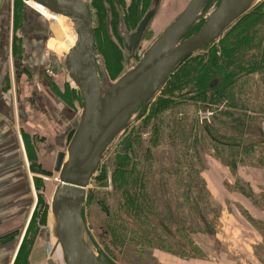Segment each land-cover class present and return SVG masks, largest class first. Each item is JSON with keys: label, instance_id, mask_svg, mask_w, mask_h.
Returning <instances> with one entry per match:
<instances>
[{"label": "rangeland", "instance_id": "1", "mask_svg": "<svg viewBox=\"0 0 264 264\" xmlns=\"http://www.w3.org/2000/svg\"><path fill=\"white\" fill-rule=\"evenodd\" d=\"M188 1H160L133 57L124 38L136 30L153 0H124L120 10L128 19L120 23L112 22L109 4L97 3L104 13H98L93 24L100 79L115 81L129 70ZM259 4L263 7L237 25ZM16 7V38L26 23L38 20L40 31L50 26L48 41H58L52 46L55 52L48 42L37 57L45 59L49 82H43L50 97L59 100L60 111L58 117L46 110L40 113L36 121L43 128L35 123L31 129L39 149L32 158L37 207L27 237L29 242L42 230L43 247L31 264H44L50 257L64 264L60 248L54 250L51 200L59 183L54 171L57 153L66 151L75 131L72 122L83 108L65 67V53L76 32L72 23L65 27L26 0H16ZM219 43V48L213 43L191 54L173 71L92 178L83 216L107 264H264V0L236 20ZM16 61H21L19 55ZM210 65L212 80L202 89L197 80ZM53 66L61 76L54 75ZM21 80L22 75L18 84ZM63 84H69L66 93ZM18 100V108L23 107ZM18 108L21 128L35 121L21 118ZM238 170L243 179L237 177ZM207 178L218 186L219 198L213 197Z\"/></svg>", "mask_w": 264, "mask_h": 264}, {"label": "water", "instance_id": "2", "mask_svg": "<svg viewBox=\"0 0 264 264\" xmlns=\"http://www.w3.org/2000/svg\"><path fill=\"white\" fill-rule=\"evenodd\" d=\"M31 1L68 19L77 32L65 67L80 91L83 108L72 122L75 131L66 151H59L54 163V171L59 175L51 200L54 250L60 248L64 264H107L104 254L93 244L83 216L88 186L101 162L173 71L196 51L213 43L219 48L222 34L260 0H189L140 59L115 81L108 77L104 81L100 79L95 30L86 0ZM160 1L153 0L136 30L125 36L124 45L131 57L143 40ZM200 22L201 26L192 32ZM20 63L15 62L17 80L22 73ZM213 85L214 82L210 87ZM29 87L32 97L27 101L37 106L33 98L36 85ZM18 109L20 116L26 118L24 108ZM37 112L44 111L38 107ZM44 264L56 263L50 257Z\"/></svg>", "mask_w": 264, "mask_h": 264}, {"label": "crops", "instance_id": "3", "mask_svg": "<svg viewBox=\"0 0 264 264\" xmlns=\"http://www.w3.org/2000/svg\"><path fill=\"white\" fill-rule=\"evenodd\" d=\"M28 1L26 0L27 3ZM23 14L26 15L25 12ZM17 15L16 0H0V264L15 263L37 207L32 153L39 152V149L36 142L34 143L31 129L38 122L35 119V121L23 125L22 128L18 122L16 112L19 104L18 97L24 98L29 85L32 84L26 83L25 80H21L18 84L17 69L15 68L16 57L19 55L21 59L20 70L27 65L31 58L35 59V64L39 66L40 70L45 69L43 65L47 67L44 58H40L38 64L37 57H39L40 49L31 46V39L26 37L24 30L25 25L20 30L21 33H18L21 37L16 38ZM63 25L65 26L64 23ZM39 79L34 83L38 97H40L37 99L39 107L42 111L55 113L58 117L59 100L50 97L45 81L43 82L44 78L39 77ZM21 118L23 117L21 116ZM45 120L47 122L46 116ZM43 126L40 123L37 129L43 128ZM262 131L264 133V121L262 122ZM27 133L31 136H27ZM236 174H238V178L242 177L239 170ZM206 182L211 193L215 194L213 197L219 198L221 191L213 183L214 181L207 178ZM249 183L251 186V181ZM255 191L253 187L252 192L255 193ZM244 197L247 196L244 195ZM41 231L36 235L31 245L30 255L27 257L30 264L32 259L36 258V251L43 247Z\"/></svg>", "mask_w": 264, "mask_h": 264}, {"label": "flooded vegetation", "instance_id": "4", "mask_svg": "<svg viewBox=\"0 0 264 264\" xmlns=\"http://www.w3.org/2000/svg\"><path fill=\"white\" fill-rule=\"evenodd\" d=\"M135 1H137V0H134V2ZM86 2L88 4L89 10H90V15H91L93 24H94V20L96 19V16H98L99 14H104V13H101V11H99L97 8V3L100 4V2L103 5L109 4V6L111 7L112 22L116 21V23H120L121 21H127V19H128L127 15L121 14V10H120V8L123 7V4L126 5L125 3H123L124 0L123 1L122 0H86ZM105 14L107 15V13H105ZM25 26L26 27L24 30L27 32L26 37L31 39V44L33 45V47L36 49H38V48L41 49L42 47H44V49H45V47L48 45V42H49L48 36L50 34V31H49L50 26L46 25V27H44L45 29L40 31L42 29V27H40V22L38 20H31L30 22L26 23ZM16 29H17V26H16ZM114 30L115 31L117 30L118 33L119 32L122 33L121 30L119 29V26H116V28ZM44 39H46L47 41ZM56 39L57 38L55 37L54 39H52L49 42V48L53 52H55V51L52 49V46L54 45V43L57 45L56 42H58ZM43 40L45 41L44 44L42 43ZM35 63H36L35 59L31 58V60L27 63V65L24 66L25 71L21 73L22 80H25L26 83H31L32 85H34V83H36L38 80H40L39 77H41V78L43 77L44 79L48 80L47 69L40 70L39 66ZM52 70H53V72H55L54 75L61 76V71H59L56 66H53ZM36 77H38V79H36ZM48 82H49V80H48ZM55 85H57V84H55ZM58 85H60V83ZM66 86L69 87V84H63L64 89H63L62 93H66V90H67ZM34 91H35V95H33V98H34L35 104L37 106H35L34 103L31 102V100L27 101L30 97H32L29 94H26L24 98H21V100L24 103L23 108L25 109L24 112L26 113V118L39 119L40 115L37 112L39 104H38L37 99L40 97H38L37 89H35ZM27 93H30V87L28 88ZM63 119H64V116H62V118H60V121H63ZM37 133L40 134L39 131L36 132V134Z\"/></svg>", "mask_w": 264, "mask_h": 264}, {"label": "trees", "instance_id": "5", "mask_svg": "<svg viewBox=\"0 0 264 264\" xmlns=\"http://www.w3.org/2000/svg\"><path fill=\"white\" fill-rule=\"evenodd\" d=\"M261 7H263V5L262 4H259V5H257L253 10H251L248 14H246L243 18H241L240 20H239V22L237 23V25L240 23V22H242L243 20H245V18H249V16L250 15H252L256 10H258V9H260ZM201 24H202V22H200V24H198L196 27H197V29L201 26ZM195 27V28H196ZM234 27H236V26H234ZM233 27V28H234ZM194 28V30H197V29H195ZM232 28V29H233ZM193 32V31H192ZM214 60H218V57H214L213 58ZM209 67H211V65L210 66H208L207 68H205L201 73H200V76H199V80H197L198 81V83H199V86L202 88V89H207L208 88V84H209V81L210 80H212L211 79V73H212V71H211V68H209ZM229 72H227V75L226 76H229L230 75V73L228 74ZM224 75V76H225ZM32 158H33V153H32ZM35 216H36V210H35V212H34V215H33V217H32V220H31V223H30V225H29V228H28V231H27V234H26V236L24 237V239H23V242H22V245H21V247H20V249H19V252H18V255H17V257H16V259H15V263L14 264H19L18 262H22V264L24 263H26L27 262V257H28V255H29V253H30V251H31V245L33 244V241H34V239H31L29 242H28V237H27V235H28V233L30 232V231H32V226H33V224H34V222H35ZM26 246H28L29 248H27L26 250H24V248H26ZM21 256H23L22 258L23 259H21Z\"/></svg>", "mask_w": 264, "mask_h": 264}, {"label": "bare ground", "instance_id": "6", "mask_svg": "<svg viewBox=\"0 0 264 264\" xmlns=\"http://www.w3.org/2000/svg\"><path fill=\"white\" fill-rule=\"evenodd\" d=\"M249 1H252V0H249ZM248 3V2H247ZM247 3L243 6V9L247 6ZM28 4L32 7V8H34L35 10H37V11H39V12H41L43 15H45L47 18H49V19H53V18H55V19H59L60 21H62L63 23H65V24H68V26L70 27V25L69 24H71V22L68 20V19H66L65 17H63V16H61V15H56V14H53L52 12H50V11H48L46 8H44L42 5H40V4H38V3H36V2H34V1H31V0H29L28 1ZM199 23H197V25H198ZM73 27V26H72ZM74 29V28H73ZM75 30V29H74ZM192 31V30H191ZM76 32V31H75ZM191 33V32H190ZM189 33V34H190ZM76 40H77V32H76ZM76 40L74 41V43L73 44H71V46L68 48V50L66 51V53H65V56L67 57V55L69 54V52H70V50L74 47V45H75V43H76ZM65 57V58H66ZM65 62H66V59H65Z\"/></svg>", "mask_w": 264, "mask_h": 264}]
</instances>
